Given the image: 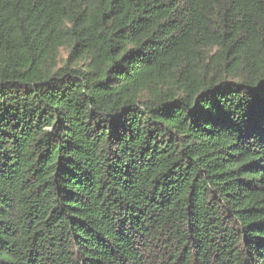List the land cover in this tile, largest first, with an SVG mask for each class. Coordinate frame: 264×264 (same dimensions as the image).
Returning a JSON list of instances; mask_svg holds the SVG:
<instances>
[{
  "label": "trees",
  "instance_id": "1",
  "mask_svg": "<svg viewBox=\"0 0 264 264\" xmlns=\"http://www.w3.org/2000/svg\"><path fill=\"white\" fill-rule=\"evenodd\" d=\"M0 264H264V0H0Z\"/></svg>",
  "mask_w": 264,
  "mask_h": 264
},
{
  "label": "rangeland",
  "instance_id": "2",
  "mask_svg": "<svg viewBox=\"0 0 264 264\" xmlns=\"http://www.w3.org/2000/svg\"><path fill=\"white\" fill-rule=\"evenodd\" d=\"M68 56H69V50L66 49V48L62 49V53H61V64H64L65 63V61L67 60Z\"/></svg>",
  "mask_w": 264,
  "mask_h": 264
}]
</instances>
